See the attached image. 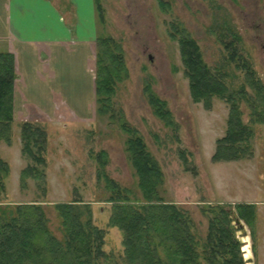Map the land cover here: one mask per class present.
<instances>
[{
	"label": "rangeland",
	"instance_id": "1",
	"mask_svg": "<svg viewBox=\"0 0 264 264\" xmlns=\"http://www.w3.org/2000/svg\"><path fill=\"white\" fill-rule=\"evenodd\" d=\"M99 1L104 10L103 23L98 20L94 0H51L64 13L73 32L81 18L87 31L95 21L97 35L110 36L119 44L127 74L115 85L112 110L104 115L95 112L94 98H89L86 53L64 50L52 59L50 70L41 67L32 55L20 58L25 70L23 67L21 70L20 62L18 71L22 78L16 86L19 99L34 100L43 109L46 106L43 97L49 92L52 100L53 94L57 95L60 104L62 99L68 100V106L74 109H66L69 116L61 110L59 116L50 113L54 122L31 119L45 131L46 176L45 182L40 183L45 192L33 179L26 178L24 186L20 183V171L29 160L21 154L22 121L13 117L11 142L0 140V158L9 165L1 207L13 211L16 204L37 202L42 206L50 232L62 239L54 205L79 198L91 207L93 222L105 229L104 249L110 254L107 264H124L120 231L107 224L110 191L98 176L104 171L127 188L131 198L141 200L125 149L127 134L119 126L123 121L136 129L157 160L163 173L164 200L186 211L197 239L205 240L208 232L203 209L220 204L233 212L236 203L255 204L253 227L242 221L247 233L243 235L241 249H247L243 253H249L246 261L251 260L250 264H264V122L256 121L250 105L240 102L241 118L252 130L251 152L237 161L212 159L216 140L227 128L229 105L218 96L212 97L208 106L192 99L179 45L168 35L169 23L177 22L184 27L196 40L203 60L211 68L226 73L224 81L229 89L243 82L240 69L228 60L224 46L234 39L233 34L237 35L240 53L264 82V0H163L164 10L159 0ZM7 50L6 44L0 42V51ZM145 86L166 102L175 129L165 126L154 115L144 93ZM100 151L106 161L103 167L95 159Z\"/></svg>",
	"mask_w": 264,
	"mask_h": 264
},
{
	"label": "trees",
	"instance_id": "2",
	"mask_svg": "<svg viewBox=\"0 0 264 264\" xmlns=\"http://www.w3.org/2000/svg\"><path fill=\"white\" fill-rule=\"evenodd\" d=\"M94 3L98 20L103 23L104 10L100 1L94 0ZM159 5L163 10L166 8L163 0H159ZM169 24L168 35L179 45L183 74L188 79L192 99L208 106L211 98L218 96L229 105L227 128L216 140L212 159L239 160L252 148L249 143L252 130L243 122L239 104L246 102L252 108L255 120L264 122V82L240 53L237 35L233 34L235 40L224 46L228 60L240 69L243 82L237 88L229 89L224 81L226 73L211 68L203 60L200 48L189 32L177 22ZM95 41L96 112L104 115L112 110L110 103L115 85L127 72L120 46L112 37L97 35ZM16 78L14 55L10 51H0V140L5 143L11 142ZM144 91L154 115L165 126L175 129L176 123L166 102L148 86ZM119 126L127 134L125 149L137 178L141 200L131 198L130 191L104 171L98 176L104 179L110 191L107 201L111 203V211L107 224L120 231L123 263L244 264L246 259L232 224V210L220 204L203 209L208 232L205 240L197 239L186 211L178 204L164 200L163 173L141 136L123 121ZM19 127L21 154L29 160L20 171V183L24 186L25 179L30 178L42 188L40 183L45 182L46 176L45 131L31 121H22ZM102 156L104 152L101 151L95 155L100 167L106 162ZM181 157L185 161L183 150ZM8 174L9 165L0 158V199L6 190ZM42 192H45L43 188ZM54 206L60 218L62 239L50 232L42 206L37 202L16 204L13 211L0 205V264H107L110 254L104 249L105 229L93 222L89 204L78 198ZM234 210L242 221L253 227L255 204L239 202L234 205Z\"/></svg>",
	"mask_w": 264,
	"mask_h": 264
},
{
	"label": "crops",
	"instance_id": "3",
	"mask_svg": "<svg viewBox=\"0 0 264 264\" xmlns=\"http://www.w3.org/2000/svg\"><path fill=\"white\" fill-rule=\"evenodd\" d=\"M92 11L94 14L93 8ZM0 14V42L6 44L7 51L14 55V66L17 73L13 88V117L20 121H31L34 118L33 120L42 119L47 120V122H54V118H50L51 115L59 116L61 114L59 110L65 113L66 109L68 111L74 109L68 106V100L65 102L61 98L60 104L57 95L53 94L52 100L49 92L48 96L45 93L43 97L46 101V106L43 109L38 108L34 100H28L25 97L19 99L16 95L17 83L22 78L18 71L20 62L22 64L21 70L22 67L24 69V63L20 61V58L23 60L25 56L32 55V58L34 57L41 67L50 70L52 59L64 50L88 55L89 98H94L96 112L94 71L97 34L95 21H92L91 27H89L90 30L87 31V25L81 18V20H78L73 32L65 21L64 13L58 10L57 5H54L51 0H0ZM33 75L35 76V74ZM26 85L24 84V86ZM61 86H66V84H60ZM87 103L81 104L86 106ZM58 107L60 108L57 109ZM65 114L69 116L68 112Z\"/></svg>",
	"mask_w": 264,
	"mask_h": 264
},
{
	"label": "water",
	"instance_id": "4",
	"mask_svg": "<svg viewBox=\"0 0 264 264\" xmlns=\"http://www.w3.org/2000/svg\"><path fill=\"white\" fill-rule=\"evenodd\" d=\"M231 217H232V223L234 225V228L236 229V236L239 240L240 243H243L244 242V237L243 235H245L247 233V230L245 229L244 227V223L242 222V220L237 216L236 212L233 211L232 214H231ZM243 246V244H242ZM243 251L246 250V249H242ZM243 256L244 258H248L250 257L249 253H243ZM251 263V260L250 261H245L244 264H250Z\"/></svg>",
	"mask_w": 264,
	"mask_h": 264
},
{
	"label": "bare ground",
	"instance_id": "5",
	"mask_svg": "<svg viewBox=\"0 0 264 264\" xmlns=\"http://www.w3.org/2000/svg\"><path fill=\"white\" fill-rule=\"evenodd\" d=\"M247 250V249H246ZM247 253V252H246Z\"/></svg>",
	"mask_w": 264,
	"mask_h": 264
}]
</instances>
